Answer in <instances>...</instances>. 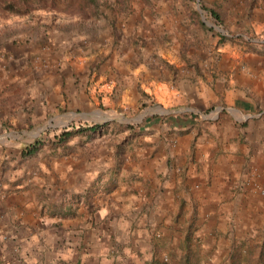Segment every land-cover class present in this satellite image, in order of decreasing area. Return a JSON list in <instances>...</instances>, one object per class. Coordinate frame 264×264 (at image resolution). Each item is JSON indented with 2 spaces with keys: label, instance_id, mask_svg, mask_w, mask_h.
I'll list each match as a JSON object with an SVG mask.
<instances>
[{
  "label": "crops",
  "instance_id": "crops-1",
  "mask_svg": "<svg viewBox=\"0 0 264 264\" xmlns=\"http://www.w3.org/2000/svg\"><path fill=\"white\" fill-rule=\"evenodd\" d=\"M86 3L1 56L0 264L261 253L264 0Z\"/></svg>",
  "mask_w": 264,
  "mask_h": 264
},
{
  "label": "rangeland",
  "instance_id": "rangeland-1",
  "mask_svg": "<svg viewBox=\"0 0 264 264\" xmlns=\"http://www.w3.org/2000/svg\"><path fill=\"white\" fill-rule=\"evenodd\" d=\"M101 1L102 0H97L99 4ZM86 5H88V8H93V5L87 4L86 0H31V4L28 5L30 10L27 13L14 14L9 11L4 13L0 11V75L4 70H7L4 66L5 60L1 58L5 53L3 52L4 49L13 50L20 47L29 49L31 46L35 47L36 44H38L37 48H39V38L41 35L48 37L50 33L56 30L57 24L74 21V17L77 14L76 12H79V15L83 16L84 7ZM195 5L196 2H194L193 6ZM81 9L83 11H81ZM99 9L108 16H113L105 6H101ZM84 17L85 16L82 18ZM45 49L47 48L45 47ZM68 53H70L69 50ZM49 65V62L40 55V49H36V52L28 58L25 68L27 71L26 74H33L34 71L44 69ZM53 65L55 66L56 62H54ZM78 117L80 116L78 115ZM193 240L194 239L190 237L187 240V244L183 243L179 246V249L181 248L183 251L182 259L187 261L186 264H215L214 260L209 262L207 258L208 254L200 252V245ZM173 247L174 252H172V256L174 257L178 251L177 243H175ZM242 254H244V252ZM234 256H236V258ZM240 256L241 252L230 250L223 259L217 262V264H264V250L259 254L253 253V256H249L248 260L241 259ZM166 259L168 258H164V260Z\"/></svg>",
  "mask_w": 264,
  "mask_h": 264
},
{
  "label": "trees",
  "instance_id": "trees-1",
  "mask_svg": "<svg viewBox=\"0 0 264 264\" xmlns=\"http://www.w3.org/2000/svg\"><path fill=\"white\" fill-rule=\"evenodd\" d=\"M29 4H31V0H0V11L2 13L9 11L11 13L14 14H23V13H27L30 10V7L28 6ZM210 13L215 17V13L210 10ZM96 124L91 125L90 127H78V128H74V127H70L69 129L63 130L61 131L55 138L57 139V141L63 142L65 141L70 135L74 134L76 131H83L86 129H93L95 128ZM37 143H33L30 144L29 146H27L25 148V152L27 154H30L31 152L34 151L35 149V145ZM259 247L261 248V251L264 250V242H260V244H258ZM253 250H249L247 252H244V254H241V259H245L248 260L249 256H253ZM236 258V256H234ZM239 257V256H238ZM187 261L185 259H180L179 264H186ZM232 264V263H230Z\"/></svg>",
  "mask_w": 264,
  "mask_h": 264
}]
</instances>
